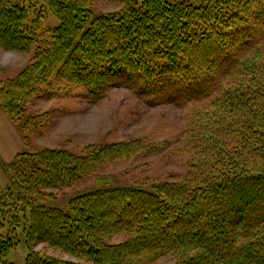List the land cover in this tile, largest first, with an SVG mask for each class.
<instances>
[{"label": "trees", "instance_id": "obj_1", "mask_svg": "<svg viewBox=\"0 0 264 264\" xmlns=\"http://www.w3.org/2000/svg\"><path fill=\"white\" fill-rule=\"evenodd\" d=\"M110 1L118 9L96 15L92 0H0V49L36 47L0 82V107L27 140L47 113L21 123L23 110L53 80L92 102L114 88L149 106L203 101L190 127L162 148L181 143L187 168L150 189L85 191L64 210L31 202L152 145L130 139L82 154L17 153L6 170L27 199L16 198L28 209L23 264H151L167 254L174 264H264V0ZM48 16L57 23L40 31ZM10 210L0 189V264H13L5 259L12 241L1 233ZM39 243L82 262L42 256Z\"/></svg>", "mask_w": 264, "mask_h": 264}, {"label": "rangeland", "instance_id": "obj_2", "mask_svg": "<svg viewBox=\"0 0 264 264\" xmlns=\"http://www.w3.org/2000/svg\"><path fill=\"white\" fill-rule=\"evenodd\" d=\"M43 8L44 5L40 4L36 9L42 12ZM92 8L97 15L113 12L118 6L110 0H92ZM44 13H47L45 9ZM32 18L34 15L30 12L29 20ZM53 22L57 23L55 18H45L40 31L51 26ZM35 38L39 46L41 40L37 41V34ZM261 45L264 47V39ZM35 50L34 46L27 52L0 49V82L15 77L30 61ZM66 84L53 80L50 85L41 87L42 95L39 98L25 106L21 123L30 116L47 113L40 134L28 133L27 140L24 139L19 125L11 122L0 107V189L11 202V210L3 220L1 233L12 241L13 248L5 259L13 264H23L28 252L24 242L28 209L17 202L16 198L19 196L27 199L13 186L6 170L17 153L66 149L82 154L87 153L91 146L100 147L130 139H145L152 145L148 149L150 151L146 150L128 160L103 166L85 183L71 188L46 190L49 195L42 202H31L32 206L40 203L64 210L67 209L70 198L85 191L106 186L150 189L158 182L187 168L188 157L182 150L181 143L174 142L171 146L162 148L190 127L194 107L203 105V101L182 107L149 106L129 90L114 88L101 100L92 102L83 99L78 92L66 94L63 90ZM13 214L18 216V224ZM118 241L120 238L113 239V243ZM34 250L42 256L82 262L44 243L37 244ZM175 259L174 254H167L151 264H174Z\"/></svg>", "mask_w": 264, "mask_h": 264}]
</instances>
